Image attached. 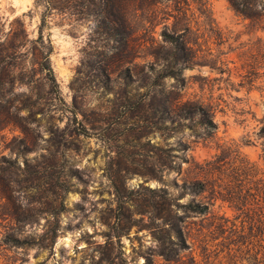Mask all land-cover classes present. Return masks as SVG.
<instances>
[{
  "label": "rangeland",
  "instance_id": "obj_1",
  "mask_svg": "<svg viewBox=\"0 0 264 264\" xmlns=\"http://www.w3.org/2000/svg\"><path fill=\"white\" fill-rule=\"evenodd\" d=\"M185 1L156 0L155 25L135 0H0V264H106L108 254L116 264H165L157 255L155 207L165 215L169 198L186 203L212 195L208 188L178 198L173 181L195 177L185 171L187 162L182 174L173 170L163 181L142 175L154 146L185 142L183 155L197 162L219 154L220 146L229 148L231 168L253 165L258 174L247 181L264 179V0H238L240 12L228 0ZM164 23L179 33L189 27L186 39L195 49L194 64L177 77L161 76L178 73L160 46ZM46 53L58 83L53 89L40 72ZM145 78L171 99L209 107L214 138L203 141L186 126L165 138L141 131L126 136L131 120L123 105L146 91L139 86ZM80 120L94 127L87 136L75 134ZM102 130L107 134L100 136ZM227 173L224 181L237 178ZM241 173L246 183V170ZM161 186L165 198L149 190ZM53 203L67 209L59 213L53 245L41 248V234L54 226L45 212ZM256 203V214L245 216V209L216 198L207 215L185 218L189 248L176 264H263L256 244L233 251L240 234L228 228L244 226V235L254 237L250 223L264 215V201ZM220 220L227 221L221 231ZM7 234L31 244L9 246Z\"/></svg>",
  "mask_w": 264,
  "mask_h": 264
},
{
  "label": "trees",
  "instance_id": "obj_2",
  "mask_svg": "<svg viewBox=\"0 0 264 264\" xmlns=\"http://www.w3.org/2000/svg\"><path fill=\"white\" fill-rule=\"evenodd\" d=\"M228 1L231 6L240 12V2L238 0ZM144 2L147 1L135 0L134 4L139 12H151L155 18V24L159 18L156 8H154L156 0H152V5L149 4L147 6L144 5ZM185 4L187 5V3ZM158 23L159 22L156 24ZM162 26V44L160 46L164 48L165 52L167 53L164 54V59L168 62H171L173 66L176 65L178 73H165L161 76L165 77L168 75H174V77H177L182 69L194 64L195 62V49L186 39L190 29L186 26L183 29L184 31L179 33L176 28H169L166 23H164ZM143 46H145V43H142L141 41L139 48L142 49ZM40 72H43V80L47 85H49L51 89L58 87L54 71L50 64L48 53L44 55V60L40 63ZM139 86L145 88L146 91L137 93L134 95L133 99H126L123 105L125 118L131 120L126 123L128 124V128L123 131L126 136L132 132L135 133L141 131L142 136L152 132L158 133L160 136L165 138L167 136H171L176 129H182L183 126H186L203 141L214 138L217 130V123L214 121V114L209 107L200 101L184 99L181 96L171 99L170 96L163 94L162 90L157 91L155 89L154 81H149L147 78L142 79V81L139 83ZM74 121L77 122L76 118H74ZM87 124L88 123H85L82 120L78 121L79 127H75V134L78 136H87V134L90 133L89 130L94 129V127H88ZM104 134L106 135L107 132L102 130L99 135L104 136ZM261 136L264 142V125L261 127ZM187 147L188 145L182 141H178L176 146H154L155 150L152 153V161L148 162L147 169L141 171V174L144 176L155 178L158 181H163L164 176L173 170L176 171L178 175L182 174V162H187L189 163V166L185 171H187V173H194L195 177L190 180L183 179L181 183H178L177 180L173 181L174 185L180 188L178 198L183 197L186 194L201 195L202 193L206 192L208 188L211 191L212 199H209L210 201L200 200L194 202V200H191L186 203H171L174 200L169 198V202L166 203L168 208L165 215H162L161 205H157L155 207V217L160 219L156 224L155 229L157 232H159L157 237V247L159 248L157 255H159L164 260L165 264H176L180 259V252L189 248V243L187 240L189 239L190 234L187 228L184 226L185 218L191 215H207L210 213V206L212 205L213 199L220 198L223 201H227L236 210L243 209L244 211L245 209L244 212L242 211L245 213V216L249 214L255 215L258 205L256 202L259 200L264 201V179L259 177L258 179H251V181H247L249 177L254 176L253 178H255V175L258 174L257 172H254L253 165H244L243 167H238L237 170H241L240 172H238L234 167L231 168V166L228 165V162L225 160V152L229 148H222L220 146L219 148L221 152L219 154H214L209 159H205L202 162H197L193 158H190L189 160V158H186L183 155ZM244 169L246 170L244 175L247 176L245 177L246 183H243V181L240 179L243 175L241 172ZM230 170L236 174L237 178H234V180L229 179L224 181L223 178L228 179L230 174L227 172ZM247 185H250L248 189L245 188ZM232 188L235 189V191L237 190L236 193L233 192ZM149 190L152 193H158L160 198H165L167 195L166 188L162 186ZM174 206H180L183 213L179 214ZM66 209L67 207L65 206V203H53L51 207L45 210L47 214L52 215L54 219V226L52 229H47L45 232H43V234H41L40 240L37 243L39 247L45 248L51 247L53 245L60 226L59 213L66 211ZM31 216L32 213H29L25 218L30 219ZM259 218V223L254 224L252 222L249 226L250 234L254 235V237L259 236L257 242L254 241V237H250L249 234L244 235V226H242L240 229H237L236 224H232V226L228 228H230L229 231L231 235L235 233L240 234L239 239L234 243L235 245H237V243L239 245L233 251L236 252L239 250L240 252H243L240 245L246 244L248 246L251 244V246L254 247V244H256L262 253L264 264V215L260 216ZM226 222V220L222 222L220 220L218 224H216V229L220 231L224 230ZM208 236V234H205L206 238ZM206 238L204 239L205 241L208 239ZM4 242L9 246H26L31 244L29 240H21L12 234H7L4 238ZM106 243L107 246L110 245V242L106 241ZM209 247L210 244L206 242L204 250L207 252L210 250ZM253 247L246 250H253ZM231 251L232 249L230 252ZM246 253L250 252L246 251ZM233 254L236 256L235 253ZM104 258L106 264H116L114 260L115 257H111L108 254L105 255ZM249 260H251L252 263L253 261L255 262L256 256L251 253ZM37 264H44V262L42 261ZM147 264H154V262L153 260L148 259Z\"/></svg>",
  "mask_w": 264,
  "mask_h": 264
}]
</instances>
